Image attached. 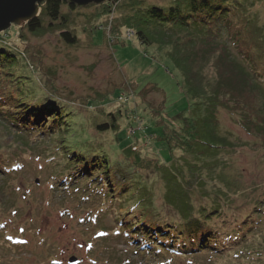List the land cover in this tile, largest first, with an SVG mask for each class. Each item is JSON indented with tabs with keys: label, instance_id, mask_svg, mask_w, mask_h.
Listing matches in <instances>:
<instances>
[{
	"label": "rangeland",
	"instance_id": "1",
	"mask_svg": "<svg viewBox=\"0 0 264 264\" xmlns=\"http://www.w3.org/2000/svg\"><path fill=\"white\" fill-rule=\"evenodd\" d=\"M176 1L107 0L100 4H115L110 12L107 8L92 4L76 7L69 12L62 5L61 12L68 22L66 29L79 41L75 46L62 42L58 27L49 29L46 27L47 20L42 19L43 29L34 34L24 26L11 25L0 33V47L18 56V66L13 65L9 72H12L11 78L17 80L19 86L21 84L22 96L38 95L31 91L49 92L50 87L55 86L57 91L54 92V89L49 94L54 98H65L63 101L72 112L68 120L73 125L72 130L64 134L65 145L88 157L103 148L110 166L120 174L116 175L118 183L123 180V184L131 185L132 192H138L133 200V204H136L133 208L135 214L141 213L145 218L159 210L172 215L173 212L165 206L168 192L165 191V178L161 172L186 170L189 164L194 165V156L197 164L193 167L200 173L194 180L198 181L199 176L204 175L205 187L209 192L208 198L202 200L212 202L214 195L211 191L218 190V178L226 179L230 183V194L225 205L221 204V211L241 216L252 210L247 203L254 200L264 203V65H257L260 78L254 79L256 85L247 80L240 97L230 98V108L215 109L211 114L209 110H202V115L212 127L213 136H225L229 140L226 149L206 153L203 148L207 146L198 143V148L192 152L176 149V146L169 150L165 132L169 136L170 130L177 126V118L192 119L200 108L193 106V100L185 93L179 71L165 54L156 51L154 45L139 42L131 17L135 16L137 8L168 7ZM239 1L250 5L255 0ZM257 11L264 23V0ZM229 46L234 55L236 52L232 45ZM254 51L262 54L260 49ZM20 65H23L21 70ZM245 65L249 69L246 61ZM44 75H50V82L54 83L49 86ZM9 84L13 87L12 83ZM99 108L107 112H121L118 117L119 131L94 133L92 129L97 124L108 123L107 115L101 114ZM159 122L162 124L159 125ZM200 126L201 141L210 142L203 125ZM11 134L13 132L0 124V141L8 140L5 144L10 149L14 147L13 140H9ZM131 145V151L137 149L135 151H138L140 158L149 161L154 171L140 170V173H136L135 169L127 167L131 161H126L125 153L129 150H125V147ZM15 152L19 155L25 153ZM2 154H6L4 149L0 152ZM128 157L133 155L129 154ZM45 159L23 155L21 164L24 168L12 180L19 188L17 196L10 197L6 187L2 191L5 200L9 199L17 212V223L26 231L21 246L8 250L0 244V264H50L51 260L68 264L71 256L79 259V264L153 263L142 251L139 253L144 256L134 255V247L115 237V231L109 235H104L107 233L104 230L95 231L112 229L111 217L100 209L95 211L96 207L80 203L79 198H75L68 189L57 185L54 187L48 179L57 168L52 165L53 162L47 163ZM216 163L226 168V177L219 175L217 168L214 172L208 170ZM209 179H213V184ZM239 188L245 192L236 193ZM193 198L201 199L195 194ZM120 206V213H125L127 203ZM2 207L4 209L3 203ZM205 207L208 209L212 206ZM262 207L264 209L263 204ZM92 211H95V215H92ZM100 218L108 221L107 224L94 226L93 223L101 221ZM87 244L92 247L91 250ZM171 259L170 264H187L181 257Z\"/></svg>",
	"mask_w": 264,
	"mask_h": 264
},
{
	"label": "trees",
	"instance_id": "2",
	"mask_svg": "<svg viewBox=\"0 0 264 264\" xmlns=\"http://www.w3.org/2000/svg\"><path fill=\"white\" fill-rule=\"evenodd\" d=\"M262 2L255 0L247 5L239 0H177L168 7L151 6L134 11L135 16L131 17V22L139 42L147 46L154 45L156 51L165 54L179 71L185 93L193 100V106L198 105L200 108L192 119L177 118V126L170 130L169 136L164 130L169 150L176 146V149L192 152L198 148V143L207 146L203 148L206 153L220 152L227 148L229 140L225 136H213L212 127L202 115V110H209L210 114L215 109L227 110V107L230 108V98L240 97L247 80L256 85L254 79L260 78L256 68L257 65H264V23L257 8ZM62 5L69 12L76 8L75 5H68L65 0H45L39 16L28 21L24 28L34 34L43 29L42 19H46L47 28L58 27L62 42L75 46L79 41L66 29L68 22L66 15L61 12ZM114 5L105 3L100 6L110 12ZM229 45H232L236 57L230 52ZM259 49L262 51L260 55L254 51ZM17 57L7 48L0 47V124L13 132L9 140L14 143L10 149L5 144L8 140L0 141L4 142L0 143V152L4 149L6 153L0 155L2 247L8 250L17 248L22 245L25 237L26 229L17 223V212L10 205L9 199L5 200L2 191L6 187L10 197L18 193L19 188L15 187L17 185L12 180L16 173L22 172L24 167L21 160L26 155L36 159L45 157L47 163L53 162L52 165L57 169L48 180L53 182L54 187L57 185L68 189L75 198H79L80 203L96 207L95 211L100 209L111 217L112 229L95 231L104 230L107 232L104 235L115 231V237H120L130 247H134V255L146 254L152 264H170L171 258L175 257L184 258L183 262L187 264H264V203L261 200L247 203L252 210L241 216L222 212L220 207L228 199L230 183L218 178L219 188L222 189L211 191L214 195L212 202L203 201L202 198L207 199L209 192L205 187L204 175L199 176L198 181L194 180L200 173L193 167L197 164V158L193 156L195 163H188L186 170L177 169L176 173L173 170L165 171V174L161 172L165 178V191L168 192L165 195V206L173 212L172 215L159 210L145 218L141 213L135 214L133 208L136 204H133V200L138 192H132L131 185L123 184V180L118 183L116 175L120 174L110 166L103 148L88 157L65 145L64 134L73 127L68 120L72 112L68 104L64 103L65 98L55 99L49 94L56 87L51 86L49 92L31 91L38 95L20 94L22 86L11 78L12 72H9L13 65L18 64ZM50 75H44L49 86L54 83L50 82ZM99 112L107 115L108 123L97 124L92 129L95 134L108 130L115 133L119 131L120 111L107 112L99 108ZM200 124L210 142L201 141ZM125 150H129L125 153L126 161H131H127V167H132L136 173H140V170H155L149 166V161L140 158L138 151H135L137 149L131 151L132 145L125 147ZM15 151L25 153L19 155ZM210 167L209 171L214 172L217 168L219 175L226 177V168L219 163ZM209 180L213 184V179ZM239 192L245 190L239 188L236 193ZM194 194L201 199H194ZM125 203L126 211L121 214L119 207ZM210 205L212 207L208 210L205 206ZM95 211L91 212L92 215H95ZM206 211L210 212L205 214ZM170 216L176 218L171 219ZM100 219L93 225L107 224L104 218ZM87 245L91 250L92 247ZM49 263L58 264L54 260Z\"/></svg>",
	"mask_w": 264,
	"mask_h": 264
},
{
	"label": "water",
	"instance_id": "3",
	"mask_svg": "<svg viewBox=\"0 0 264 264\" xmlns=\"http://www.w3.org/2000/svg\"><path fill=\"white\" fill-rule=\"evenodd\" d=\"M61 1V0H60ZM107 0H65L68 5L83 8L88 5H100ZM45 0H0V33L11 25L24 26L28 21L37 17ZM78 259L71 256L68 264H78Z\"/></svg>",
	"mask_w": 264,
	"mask_h": 264
}]
</instances>
